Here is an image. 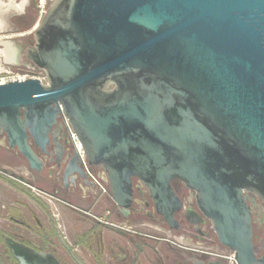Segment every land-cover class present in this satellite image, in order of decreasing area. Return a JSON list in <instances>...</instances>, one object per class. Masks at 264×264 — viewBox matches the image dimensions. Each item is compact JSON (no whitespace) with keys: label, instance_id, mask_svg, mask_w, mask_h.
I'll list each match as a JSON object with an SVG mask.
<instances>
[{"label":"water","instance_id":"water-1","mask_svg":"<svg viewBox=\"0 0 264 264\" xmlns=\"http://www.w3.org/2000/svg\"><path fill=\"white\" fill-rule=\"evenodd\" d=\"M33 35L27 58L48 83L0 85L8 149L39 170L34 147L48 154L62 105L118 207L130 206L133 177L158 206L178 205L177 178L237 264H264L243 197L264 201V0H54ZM123 74L144 90L109 103L101 83Z\"/></svg>","mask_w":264,"mask_h":264},{"label":"flooded vegetation","instance_id":"flooded-vegetation-1","mask_svg":"<svg viewBox=\"0 0 264 264\" xmlns=\"http://www.w3.org/2000/svg\"><path fill=\"white\" fill-rule=\"evenodd\" d=\"M32 5L34 6L33 2ZM26 15L25 10L15 13V16H22L25 22ZM19 24H13L17 30L20 28ZM21 25L25 26L23 23ZM31 35L30 41L24 38L16 41L14 63L19 67L33 65L27 58L28 51L35 44L33 33ZM138 78L142 76L139 75ZM133 79L129 74H123L112 76L101 83L105 85L101 91L111 94L106 101L111 103L119 99L120 95L123 98L140 95L144 90L143 86L139 81L138 88L135 89ZM30 141L33 144L31 139ZM3 142L7 143V138L5 133L0 132V144ZM34 148L42 162L39 170L31 169L20 155L26 163L27 177L17 176L9 170L4 173L9 172L7 175L21 180L32 197L45 204L52 235L48 237V244H43L39 241L37 231L25 229L16 232L7 224L5 231L0 232L1 264H51L50 256L57 264H68L67 260L77 264L72 260V255L82 264L92 263L94 259L89 247L73 242L67 235L61 216L63 231L57 228L50 206L33 194L31 188L52 197L58 211L60 204L75 206L73 200L88 203L86 209L79 211L82 216L109 227L123 241H107L106 249L103 246L107 253L118 251V255L115 254L112 260L107 256V264H227L224 256L233 251L218 241L212 221L203 214L198 205L197 192L183 181L174 178L169 183L178 205L161 207L151 197L148 187L133 177L131 204L127 209L118 207L111 198L112 188L108 173L102 166L90 165L83 148L82 155L76 150L60 112L47 146L48 154L41 153L38 147ZM50 166H54V169L50 170ZM68 170L73 172L68 173ZM44 172H48L50 178L46 189H41L35 183L39 182L37 174ZM69 184H72L71 189ZM243 197L245 206L249 209L253 252L260 258L264 255V201L249 189L243 190ZM103 205H107L104 210L107 218L116 217L126 222L112 224L101 221L95 216L94 210ZM168 210H172L171 224L165 219Z\"/></svg>","mask_w":264,"mask_h":264},{"label":"crops","instance_id":"crops-1","mask_svg":"<svg viewBox=\"0 0 264 264\" xmlns=\"http://www.w3.org/2000/svg\"><path fill=\"white\" fill-rule=\"evenodd\" d=\"M32 31H34V26ZM23 34L19 35L22 36ZM50 170L54 166L49 167ZM5 170L14 172L17 176L27 177L28 170L25 160L13 150L7 148L6 143L0 144V232L5 231L7 224L11 225L16 232L25 229L37 231L39 241L48 244V237L52 235V228L49 224V216L45 204L38 199H34L21 180L4 173ZM58 173V172H57ZM39 182L35 183L37 187L46 189L48 172L37 174ZM72 184H69L71 189ZM75 206L69 204H60L59 213L66 227L67 235L77 244L89 247L94 259L88 264H107V256L113 259L118 255V251L113 253L106 252L107 241L120 243L123 242L121 237L112 229L93 219L85 218L79 212L88 207V203L73 200ZM107 205H103L94 210L95 216L101 221L109 223L126 222L116 217L107 218L104 212ZM105 246V249H103ZM59 252V251H58ZM62 254V252H59ZM68 264H73L67 260Z\"/></svg>","mask_w":264,"mask_h":264},{"label":"built area","instance_id":"built-area-1","mask_svg":"<svg viewBox=\"0 0 264 264\" xmlns=\"http://www.w3.org/2000/svg\"><path fill=\"white\" fill-rule=\"evenodd\" d=\"M3 1H6V3H3ZM0 1V6L1 4H8L9 2H13L16 3V0H3ZM54 0H35L36 5L35 10L38 14V18L40 21V19L45 15V13L47 12L49 6L53 3ZM27 5H25L26 7ZM25 7L23 8L22 11H24ZM2 56H0V85L2 84H6L9 82H21V81H25L28 79H36L38 80L41 84H47L48 83V79L47 76L45 74V72L39 68H37L34 65L31 66H27V67H19L15 64H11L5 61V59H2ZM59 112L60 115L63 119L64 124L66 125V127L69 130L72 142L76 148V150L82 155V147L81 144L77 138V136L74 134V132L72 131L70 124L68 122V118H66L65 116V112L64 109L62 108V105H59ZM31 191L33 192V194H35L37 197L43 199L45 202L48 203V205L50 206V212L52 215V218L54 219V221L56 222V226L59 230L63 231V226L61 224L60 221V215H59V211H58V207L54 201V199L42 192L37 191L34 188H31ZM226 259L227 264H237L235 261V256L234 253L231 252L227 255L224 256Z\"/></svg>","mask_w":264,"mask_h":264},{"label":"rangeland","instance_id":"rangeland-1","mask_svg":"<svg viewBox=\"0 0 264 264\" xmlns=\"http://www.w3.org/2000/svg\"><path fill=\"white\" fill-rule=\"evenodd\" d=\"M3 1V0H0ZM16 4L20 3L21 0H16ZM3 3H6V1H3ZM25 7V12L27 16V22L21 18L22 16H15L16 12L15 9L11 8L7 10L4 14H2V19H0V24L3 20L4 25L3 28L0 29V56H2V59H5L6 62L15 64L14 62V57H15V52H16V41L19 39H26V40H31V33L32 27L35 23L38 22V14L32 5V0H27ZM20 21V22H19ZM15 23H20L19 30L16 29V27L13 25ZM24 24L25 26H22L21 24ZM23 34L22 36H19Z\"/></svg>","mask_w":264,"mask_h":264},{"label":"bare ground","instance_id":"bare-ground-1","mask_svg":"<svg viewBox=\"0 0 264 264\" xmlns=\"http://www.w3.org/2000/svg\"><path fill=\"white\" fill-rule=\"evenodd\" d=\"M16 3L9 2L8 4H1V6H0V19H2V14H4L7 10H9L11 8L15 9L16 12L21 13V11L23 10L24 6L27 3V0H21L20 3H18V4H16ZM3 25H4V22L2 20V22L0 24V29L3 28Z\"/></svg>","mask_w":264,"mask_h":264},{"label":"trees","instance_id":"trees-1","mask_svg":"<svg viewBox=\"0 0 264 264\" xmlns=\"http://www.w3.org/2000/svg\"><path fill=\"white\" fill-rule=\"evenodd\" d=\"M1 264V263H0Z\"/></svg>","mask_w":264,"mask_h":264}]
</instances>
